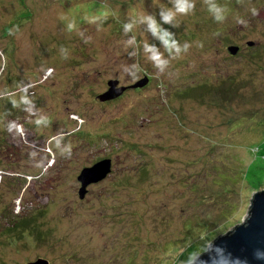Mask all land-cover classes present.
Instances as JSON below:
<instances>
[{
	"label": "rangeland",
	"instance_id": "obj_1",
	"mask_svg": "<svg viewBox=\"0 0 264 264\" xmlns=\"http://www.w3.org/2000/svg\"><path fill=\"white\" fill-rule=\"evenodd\" d=\"M263 187L264 0H0V264H187Z\"/></svg>",
	"mask_w": 264,
	"mask_h": 264
},
{
	"label": "water",
	"instance_id": "obj_2",
	"mask_svg": "<svg viewBox=\"0 0 264 264\" xmlns=\"http://www.w3.org/2000/svg\"><path fill=\"white\" fill-rule=\"evenodd\" d=\"M247 40L246 44H251ZM226 50L234 54L238 45L229 44ZM147 81L144 75L127 87H136ZM107 88L98 94L99 98H109L120 94L126 87L117 85L116 79L106 81ZM110 170V158H102L80 169L76 178L80 183L78 196L82 197L85 186L105 176ZM23 264H48L46 258L37 257ZM187 264H264V187L252 193L244 218L227 231L216 235Z\"/></svg>",
	"mask_w": 264,
	"mask_h": 264
},
{
	"label": "clouds",
	"instance_id": "obj_3",
	"mask_svg": "<svg viewBox=\"0 0 264 264\" xmlns=\"http://www.w3.org/2000/svg\"><path fill=\"white\" fill-rule=\"evenodd\" d=\"M253 11H255V10H253ZM243 21H241V23H242Z\"/></svg>",
	"mask_w": 264,
	"mask_h": 264
},
{
	"label": "trees",
	"instance_id": "obj_4",
	"mask_svg": "<svg viewBox=\"0 0 264 264\" xmlns=\"http://www.w3.org/2000/svg\"><path fill=\"white\" fill-rule=\"evenodd\" d=\"M2 28V27H1ZM147 76V75H146ZM147 79H148V77H147Z\"/></svg>",
	"mask_w": 264,
	"mask_h": 264
}]
</instances>
